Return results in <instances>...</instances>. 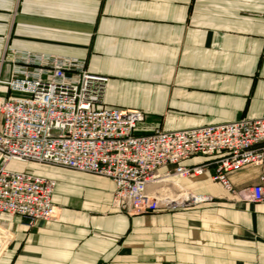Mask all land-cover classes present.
Masks as SVG:
<instances>
[{
  "label": "crops",
  "instance_id": "1",
  "mask_svg": "<svg viewBox=\"0 0 264 264\" xmlns=\"http://www.w3.org/2000/svg\"><path fill=\"white\" fill-rule=\"evenodd\" d=\"M27 52L86 59L108 77L106 106L146 114L142 132L264 116V0H0V80ZM44 172L57 182L56 217L29 226L15 215L1 264H264V201L229 191L212 167L178 179L212 200L132 215L113 207L109 177ZM260 174L230 179L240 190Z\"/></svg>",
  "mask_w": 264,
  "mask_h": 264
},
{
  "label": "built area",
  "instance_id": "2",
  "mask_svg": "<svg viewBox=\"0 0 264 264\" xmlns=\"http://www.w3.org/2000/svg\"><path fill=\"white\" fill-rule=\"evenodd\" d=\"M107 82V76L88 70L86 59L31 52L9 80H0L10 91L0 95V246L12 241L13 216L29 226L56 217V180L11 169L13 161L109 177L116 185L115 205L130 214L212 200L177 183L178 201L151 189L211 167L213 180L229 191L252 203L264 201V116L142 132L143 111L105 105ZM194 156L208 160L186 164ZM251 166L261 167L258 182L237 189L230 176Z\"/></svg>",
  "mask_w": 264,
  "mask_h": 264
},
{
  "label": "rangeland",
  "instance_id": "3",
  "mask_svg": "<svg viewBox=\"0 0 264 264\" xmlns=\"http://www.w3.org/2000/svg\"><path fill=\"white\" fill-rule=\"evenodd\" d=\"M47 166H51V165H47ZM45 167H46V164H40V163H36V162H28V163L21 162V163H18V164H11L9 166V168H13V169H16V170H25V171L35 172V173H38V172L39 173H42V172L45 173L44 172ZM62 168H65V167H62ZM72 170H74V169H72ZM75 171L76 172H83V171H78V170H75ZM166 183L165 182H161L159 184L154 185V187H151V189L159 190L161 196L169 194L172 198H176L178 196L180 190H179V187L175 183H177V184H180V183L178 182V180H176L175 182H170V183L166 182ZM191 205H195V204H191ZM191 205H186V206H191ZM186 206L185 205L178 206L175 209L183 208V207H186ZM113 207L119 209L120 211H122L124 213L132 215V214L128 213L126 210L118 208L115 205L114 200H113ZM13 218H14V216L10 220V222H9L10 224H11ZM11 242H10V244H11ZM10 244L7 245V246H0L1 255L4 254V253H7L8 249L10 247ZM2 258H3V256H2ZM2 260L3 259H1V257H0V264L3 262Z\"/></svg>",
  "mask_w": 264,
  "mask_h": 264
},
{
  "label": "bare ground",
  "instance_id": "4",
  "mask_svg": "<svg viewBox=\"0 0 264 264\" xmlns=\"http://www.w3.org/2000/svg\"><path fill=\"white\" fill-rule=\"evenodd\" d=\"M166 183V182H165ZM167 184V183H166ZM179 197L173 198L174 201H178Z\"/></svg>",
  "mask_w": 264,
  "mask_h": 264
}]
</instances>
